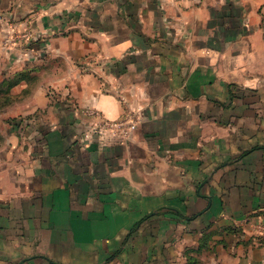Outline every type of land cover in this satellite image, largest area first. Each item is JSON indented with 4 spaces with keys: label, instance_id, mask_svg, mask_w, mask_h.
<instances>
[{
    "label": "crops",
    "instance_id": "crops-1",
    "mask_svg": "<svg viewBox=\"0 0 264 264\" xmlns=\"http://www.w3.org/2000/svg\"><path fill=\"white\" fill-rule=\"evenodd\" d=\"M0 16V264H264V0Z\"/></svg>",
    "mask_w": 264,
    "mask_h": 264
},
{
    "label": "rangeland",
    "instance_id": "rangeland-1",
    "mask_svg": "<svg viewBox=\"0 0 264 264\" xmlns=\"http://www.w3.org/2000/svg\"><path fill=\"white\" fill-rule=\"evenodd\" d=\"M0 18L3 17L0 16ZM13 28L15 29V27ZM30 38V34L20 33V31L16 30L14 33L7 35L5 44L23 43L25 40H30ZM34 71H20L0 81V111L15 103H22L24 98L32 93L39 81V75H36V71ZM21 86H24L22 91L16 94L15 92L21 89Z\"/></svg>",
    "mask_w": 264,
    "mask_h": 264
},
{
    "label": "built area",
    "instance_id": "built-area-1",
    "mask_svg": "<svg viewBox=\"0 0 264 264\" xmlns=\"http://www.w3.org/2000/svg\"><path fill=\"white\" fill-rule=\"evenodd\" d=\"M106 124H107V125H111V123H110V122H106Z\"/></svg>",
    "mask_w": 264,
    "mask_h": 264
}]
</instances>
